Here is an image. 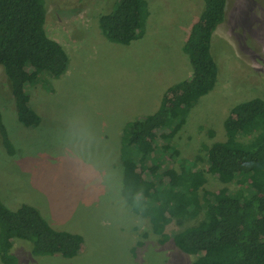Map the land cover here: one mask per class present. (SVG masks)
Here are the masks:
<instances>
[{
  "label": "rangeland",
  "instance_id": "obj_1",
  "mask_svg": "<svg viewBox=\"0 0 264 264\" xmlns=\"http://www.w3.org/2000/svg\"><path fill=\"white\" fill-rule=\"evenodd\" d=\"M112 0H46L47 32L69 58L60 79L45 75L26 91L41 117L23 126L0 66V112L17 151L10 156L0 136V198L11 211L30 205L58 231L80 234L85 245L76 257L35 256L30 242L16 239L18 264H193L173 241L161 243L123 196L119 163L127 124L154 114L170 87L190 78L193 67L184 46L205 8L204 0H146L149 16L141 38L130 45L110 42L99 19ZM113 7V6H111ZM112 9V8H110ZM219 66L214 90L191 110L183 129L161 136L173 145V167L181 160L208 168L207 155L225 141L232 109L264 97V0H228L225 22L213 36ZM83 114L92 133L87 155L63 142L66 117ZM158 166L150 164V173ZM206 191L235 190L208 175ZM144 178L138 176L139 182ZM203 219L174 218L169 236ZM0 264H3L0 260Z\"/></svg>",
  "mask_w": 264,
  "mask_h": 264
},
{
  "label": "trees",
  "instance_id": "obj_2",
  "mask_svg": "<svg viewBox=\"0 0 264 264\" xmlns=\"http://www.w3.org/2000/svg\"><path fill=\"white\" fill-rule=\"evenodd\" d=\"M110 1V0H109ZM205 8L184 46L193 72L163 95L159 109L127 124L121 136L119 163L123 196L151 231L173 241L184 253L196 252L193 264H264V97L235 106L224 123L226 139L209 149L208 168L181 160L174 168L172 141L161 134L179 133L191 110L210 94L219 66L213 36L226 19L228 0H204ZM113 6V7H111ZM112 8V9H110ZM99 19L110 41L130 45L141 38L149 16L146 0H112ZM46 0H0V66L16 102L20 123L38 127L42 119L31 108L26 91L45 75L60 79L69 58L47 32ZM0 136L10 156L17 151L0 112ZM158 166L150 173V164ZM208 175L235 190L206 191ZM138 176L144 182L138 181ZM203 219L173 236L166 233L174 218ZM32 244L35 256L76 257L84 249L80 234L55 230L33 206L9 210L0 198V260L18 264L14 241Z\"/></svg>",
  "mask_w": 264,
  "mask_h": 264
},
{
  "label": "clouds",
  "instance_id": "obj_3",
  "mask_svg": "<svg viewBox=\"0 0 264 264\" xmlns=\"http://www.w3.org/2000/svg\"><path fill=\"white\" fill-rule=\"evenodd\" d=\"M63 142L72 153L87 155L92 143V133L87 118L79 112H71L65 120Z\"/></svg>",
  "mask_w": 264,
  "mask_h": 264
}]
</instances>
